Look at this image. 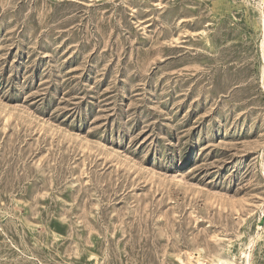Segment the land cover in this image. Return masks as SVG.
Masks as SVG:
<instances>
[{
    "label": "rangeland",
    "instance_id": "obj_1",
    "mask_svg": "<svg viewBox=\"0 0 264 264\" xmlns=\"http://www.w3.org/2000/svg\"><path fill=\"white\" fill-rule=\"evenodd\" d=\"M0 264H264V0H0Z\"/></svg>",
    "mask_w": 264,
    "mask_h": 264
}]
</instances>
